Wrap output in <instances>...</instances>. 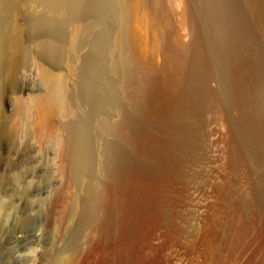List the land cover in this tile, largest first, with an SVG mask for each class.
I'll list each match as a JSON object with an SVG mask.
<instances>
[{
    "label": "bare ground",
    "instance_id": "obj_1",
    "mask_svg": "<svg viewBox=\"0 0 264 264\" xmlns=\"http://www.w3.org/2000/svg\"><path fill=\"white\" fill-rule=\"evenodd\" d=\"M240 1L0 0V84L6 64L14 57L12 46L21 39L27 47L31 43L39 45L47 55L54 49L55 53L59 51L68 40L65 38H69L65 34L78 29L82 36L74 44L65 45L63 51L69 47L79 54L88 43L91 48L84 55L81 52L82 57L78 55V72L73 74L77 87L68 93L70 98L65 94L68 82L64 90L59 89L62 84L49 91L53 102L63 109L59 112H72L74 116L73 120L68 114L73 121L67 118L70 123H60L62 132L68 131L61 136L67 137L63 138L65 143L60 142L66 145L65 152L61 148V157L70 165L71 169L66 170L71 171L66 173L72 180L66 179V174L63 177L69 185L70 181L71 185L75 183L73 178L81 180L76 181L81 183V197L76 195L80 197L82 206L77 208L81 211L69 233V245L65 234L70 253L65 255L64 264H227L228 257L235 255L250 219L254 218L243 206L245 202L252 206L256 193L246 162L249 154L245 153H252L255 141L259 149L264 148L263 51L258 49L261 46H255L259 38L251 32L252 26L244 14V8L248 15V7L252 6L250 12H254V7L261 4L256 0L255 5L242 8L245 1ZM34 5L50 13L65 14L66 19L61 20L63 15L60 19L31 16L28 10ZM263 6L256 7L255 12L261 15ZM261 16H252V24ZM65 21L71 28L64 26ZM117 25L120 37L114 40L120 43L117 44L122 55L118 63L123 66L119 67L123 69L119 85L131 90L127 99L123 96L130 94L119 88L120 95L117 82L108 78L109 68L105 69V57L112 50L109 43L114 41ZM185 25L189 31L187 43L182 36ZM251 33L255 34L256 43ZM256 48L261 52L260 59ZM67 99L71 100L70 107ZM6 124L0 120V135ZM262 152L259 151L257 161L264 159ZM67 203L64 204L68 206ZM242 209L247 213L246 219ZM50 229L54 232L53 227ZM61 244L64 245L62 241ZM55 249L51 254L59 251ZM34 258L38 261V256Z\"/></svg>",
    "mask_w": 264,
    "mask_h": 264
},
{
    "label": "rangeland",
    "instance_id": "obj_2",
    "mask_svg": "<svg viewBox=\"0 0 264 264\" xmlns=\"http://www.w3.org/2000/svg\"><path fill=\"white\" fill-rule=\"evenodd\" d=\"M242 1H245V2H242ZM242 1H240V2H242L241 5L243 4L242 8L251 6L252 3H254L253 5H255L257 3L256 0H250V1L249 0L248 1L242 0ZM257 1L260 2L261 6L256 5V7L262 8L263 5L261 2H263V4H264V0H261V1L257 0ZM245 4H246V6H245ZM40 7H42V6H39V8H38V6L34 5L32 7L33 10L30 7L28 10V14L29 15L32 14L31 16H34V17H35V15H37V18H38V16L39 17L42 16V18H44L46 15L47 19H49V18L56 19V17H58L57 19H60L61 15H63V17H61L62 18L61 20H63V18H64V20L66 19L65 14L59 13L60 14L59 15L58 13L55 14L52 11H51L52 13H50L49 10L47 12V9H45L44 7L43 8H40ZM256 7H254L255 8L253 10L254 12H250L253 9L252 6L248 7V8H250L249 9L250 11L248 10L249 11L248 15L246 13L247 9L244 8V12H245L244 14H246V19H248L250 21L249 24H250V26H252L250 29L251 32H255L256 37L259 38V39H256L255 34L251 33L254 35L253 36L254 42L256 39V42L258 40V43H259V45L257 43L255 46H261V47L263 46V48H264V42H263L264 41V22H262V21H264L263 20L264 18L262 17V16H264L263 15L264 10L261 12L258 11V12L262 13L261 14L262 16H261L258 13H256L257 12ZM260 10H262V9H260ZM250 13H252V16H254L255 18L258 16H261L260 19L259 18L256 19L257 20L256 23H255V21L253 22V24H255V26L252 24V21L255 20V18L253 17L254 19H251L252 16L250 17V15H251ZM254 14H257L258 16L254 15ZM34 17H32V18H34ZM249 17H250V19H249ZM65 23L67 24V21H65ZM256 24H257V27H256ZM68 25H69V28H71L70 24H67L64 26H66L68 28ZM66 27H64V28L66 29ZM253 27L257 28V30L255 29V31H252ZM118 28H119V26L117 25L116 30ZM186 29H187V26L182 33V36L184 34L183 42H185V43H187L188 39H189V38H187V37H189V35H186V33H189V31L188 30L186 31ZM67 30L68 29H66V32L70 31V29L68 31ZM77 30L78 29L75 30V33H77L76 32ZM61 32H62V29H61ZM64 32L65 31L63 29V34H65ZM78 32H80V31L78 30ZM68 33L65 34V37H66V35L69 37V38H67V37L65 38V40L68 39L66 41L67 44H66V42H64V45H62V48L60 49L61 51L59 50L60 52L56 51V53H55L56 49H54L53 51H51L53 54L51 52H50L51 54H49V52H48V54H47L48 56L44 54V52L41 50L39 45H36L35 43H31L27 47L25 45V43L22 42V39H21L20 42L18 41L19 47H18L17 43L14 44L15 46H17V48H15L14 45L12 46V47H14V49H12L14 51H11V54H12L11 56H14V57H12V59L10 57L12 63L8 61V63H10V64H8V65L6 64V67L4 68V70H5L4 76H3L4 80L2 79L3 83L0 84V89H2V90H0V120L3 123L5 122V124L7 122V124L5 125L7 128L6 129L4 128V130H3V127H2L3 131L0 135V158H1L0 163L2 160V163L0 164V175H1L0 178H2V176H4L1 179V181H3V179H4V181H6V182L4 184V181H3V182H1V184L2 183L3 184L2 185L0 184L1 185L0 186L1 187V189H0V216H1V214L3 216V217L2 216L0 217V219L2 220V221L0 220V227L2 228V229L0 228V234H1L0 235V264H25V262H26V264H30V262L31 263L33 262V264L34 263L39 264L40 261L42 262L43 259H44L43 260L44 264H47L48 262H50L48 264H52V263L53 264H62V262L64 264L66 261V256L69 255L68 253H70L69 252L70 248H68L69 247L68 245H69V241H70L69 239L71 238V234H69V233L70 232L72 233V230H73L72 228H74V225L77 222L76 218L79 217V214L81 211V209H79V208H81L80 206H82L81 203L79 202L80 197H81L80 196L81 190H79V188H80L79 186H81V183L76 182V181L81 182V180L73 178V182H74V180H76V181L74 184L72 183V185H74V186H72L71 185L72 181H70L72 179L67 176V173L71 170L68 171L66 169L67 168L69 169L70 165L63 157H61V156H63L62 152H65V149H66V147H65L66 145H64L63 143L66 142L65 139L67 137L63 136V138L65 137V139H63V138H61V136H62V134L66 135L68 133V131H67V133L62 132L63 127H62V125L60 126V123L61 124H62V122L70 123L71 121L74 120L73 119L74 116L72 115L73 114L72 112H71L72 113L71 114L68 111H67V115H66V113H63L64 115L61 114L63 109L60 110L61 107L58 106V104L56 105L53 102V100L51 99V97L49 95V91H50V89L58 88V85L61 86L62 84H63V87L61 86L62 88L60 87L59 89L64 90L63 88H65L64 86L68 82L69 86H67L68 84L66 85V89L67 88L68 89L67 90L65 89V91H66L65 94L67 93L66 95H68V97L71 96L69 94H72L74 89H76V87H77V83L75 84L77 77H75V76H76V73L78 72V70H77L78 68H77V66L75 67V65L79 62L78 59L81 60V58H79V56L82 57L83 52H85V53H83V55L89 52V51L87 52V48L89 50L90 45H89V43L86 44V46H84V48L80 49L79 54L76 53L77 55L75 54V52H73V50H70L69 47H68L69 50H66V49H68L66 47L65 51H63L64 50L63 48L65 45L70 46L71 44H74L75 41L78 40V37L82 36L81 32L79 34L77 33L76 35L74 32L72 34H70V32H68ZM118 33L119 32L117 30V34L114 36L115 38H113V40L116 39L117 37H120V36H117V35H120ZM21 35H22V33L20 34V36ZM259 40L260 41L263 40L262 43L259 42ZM115 41L116 40H114L113 42L111 41L112 42L111 44L109 43V46L111 45L110 47L112 48L113 51L110 49L109 51H107L108 55H107V53H105V55L108 56V57H105L106 58L105 69L107 71V67L109 68L107 71L108 78H110L109 80H113L115 83L117 82L116 85L113 84V88L115 89V92H116L117 89L119 90V88L120 89L122 88L121 87L122 85L120 86L119 84H122L121 83L122 81L120 82V80H121L120 78H122L121 75H122L123 69L120 70V68H119L121 66V64H119V63H121V57L120 56L122 55V52L119 50L120 45L118 46V44H120V43H119V41H117L115 43ZM115 44H117V45H115ZM261 47L258 49H260L261 52L263 51L262 56H261L260 50L258 51V49L256 48V50H257L256 52L258 53L259 59H260V56L264 58V49H262ZM108 49H109V47H108ZM15 51H18V52H15ZM110 51H112L111 54L113 53V55L110 54ZM259 52H260V56H259ZM24 53H26L28 56ZM8 55H7V58H9V56H10V55L9 56ZM75 55L76 56L79 55V56L76 57V60L73 63V59H74ZM25 56L28 57L27 62L25 60L27 57H25ZM112 57H114V58H112ZM115 57H118V58H115ZM18 58H20V59H18ZM107 59L109 60V62ZM112 59L114 60V62H111V61H113ZM159 59L160 58H158V61H160ZM12 60H14L15 62ZM18 60H19V63H18ZM261 60H263L262 63L264 64V59L261 58ZM15 64H17L16 67H15ZM9 67H11V68H9ZM66 67L68 69H66ZM115 67H116V69H115ZM122 67L123 66H121V68ZM11 69H13V71H11ZM263 69H264V65H263ZM65 70L67 72H65ZM72 72H74V73H72ZM73 74H75V76ZM111 74L112 75L115 74V75L112 76ZM61 77H62V80L60 81ZM57 79H59L61 84ZM52 81H53V84H52ZM114 82H112V83H114ZM114 85H115V87L118 86L117 89L114 87ZM72 86H74V88ZM123 89L124 88L121 89L122 92H124L126 90V89H124V90ZM126 92L130 95L125 94L124 96L123 95L122 96H123V98L125 97L127 99L129 96L132 95V92H131V90L130 91L126 90ZM62 93H63V91H62ZM121 94L122 93L120 91V95ZM68 101H69V103L71 102V100L67 99V103H68ZM43 102L45 103V106H43L44 105ZM69 103H68V107H70ZM41 104H43V105H41ZM19 108H21V109L19 110ZM40 108H42L43 110H41ZM117 110H119V109H117ZM20 111H21V113H20ZM64 111H65V109H64ZM1 113H2V115H1ZM68 114L71 116V118L73 120L70 118V116ZM3 115H4V117H3ZM61 116L62 117L65 116V117L62 118ZM2 118L3 119L5 118L6 120L2 121L3 120ZM67 118L68 119L70 118L71 121L70 120L68 121ZM59 120H61V121H59ZM61 127H62V129H61ZM66 130L64 129V131H66ZM62 139H63V141H62ZM60 142H63V143H60ZM60 144L64 145V147ZM61 148H63V150ZM58 149H60V151ZM61 150H62V152H61ZM251 150H252V153H249V151L246 150V152H248V153H245V154L246 155L249 154V156H250V158H249V156H247L246 162L248 161L247 163H249V165H250L249 166L251 169V174H250L251 178L250 179L253 181V183L251 181V186L253 187V189L255 188L254 193L255 192L256 193L253 195L254 196V199H253L254 203L251 202L253 205L249 207V203L246 205V202H245L243 204V206H245L246 208H244L243 206H242V208L249 209L248 210L249 212H247V210H245V212H247L249 216L251 215L250 216L251 218L252 217H254V218H252V220L250 219L249 226L251 228L249 227V229L246 231V233H244L242 235V238L240 240L241 242L239 243V247L235 251V255L232 257H228L227 264H264V234H263L264 233V159L257 161V156H258V153L260 150H261V152L263 151L262 154L264 155V148L259 149V144L257 141H255L251 146ZM246 155H245V157H246ZM64 160H65V162H64ZM65 165H67V166H65ZM61 167H62V170L65 171V173H64V171L62 172ZM66 171H68V172L66 173ZM64 175H65L66 179L67 178L70 179L69 180L70 185H69V182H67V180L64 179V177H63ZM68 175H69V173H68ZM70 177H72V176H70ZM11 180H12V182H11ZM64 180L68 183V185L65 184L66 182ZM260 180H262V181H260ZM254 183H257V185L255 184V187H254ZM63 184H65V185H63ZM259 184L261 185V187ZM64 186L66 188L68 187L69 192L67 191L68 189H66ZM69 186H72V187H69ZM14 190H15V192H13ZM61 190H62L63 194L61 193ZM77 190H79V192ZM55 191L60 196V197L58 196V199H57V196L55 199V194H56ZM53 193H55V194H53ZM68 193H69V195H68ZM17 194H19V195H17ZM23 194H25V195H23ZM78 194L80 196V197L78 196L79 199L76 196ZM11 195H13L14 197H12ZM53 195H54V197H53ZM66 195H68V199L70 200V201L68 200L69 202L67 201V198H65V197H67ZM51 196H52V199H51ZM61 197H63V198H61ZM64 198L66 201H63ZM42 199H44V200H42ZM10 200H11V202H10ZM46 200L48 202H46ZM59 200H60V202L58 203ZM43 201H45L46 203ZM61 201H63L64 203L68 202L69 203L68 206H70V207H68L67 205H65ZM43 203H45L46 205H42ZM77 203H79V204L76 205ZM2 204H4V205L2 206ZM40 204H41L42 208H41ZM62 205H64L65 208H62L63 207ZM9 206L10 207L12 206L13 209L9 208ZM43 206L44 207L46 206L45 211H44ZM1 207H3L4 209L5 208L6 209L8 208V209L4 210ZM77 207H79V208H77ZM50 208H52V210ZM55 208H57V209H55ZM70 208H72V210H73V208H74V210L76 209L75 213L73 212L74 210L72 211ZM244 209H242V213H243L242 215H243V218L246 219L244 217V215H246L247 213L244 214ZM3 210L5 212L7 211V213H5ZM57 210L58 211L60 210V211L58 212ZM61 211H63V212H61ZM51 212H53V213H51ZM66 212H68V214H66ZM15 213L16 214L19 213L18 216ZM57 213H58L60 218L61 217L63 218L64 216L66 217V218L65 217L63 218V222H62V219L60 221V218L57 217L58 215L56 216ZM7 216L10 217L11 220ZM55 216L57 218H55ZM74 216H76V217H74ZM50 217L52 219H50ZM46 219H48L49 221ZM57 219H59V220L57 221ZM66 219L68 220V221H66L68 224L66 222L64 223V221ZM17 221H19V222H17ZM59 221H60L61 227H59L60 226V224L58 223ZM15 222H17V223H15ZM46 222H47V224H43ZM49 222L51 223V225ZM41 223H42V225H41ZM48 223H49V225H48ZM18 224H19V226H18ZM58 224H59V226H58ZM15 225L17 226V228L15 227ZM55 225H57L59 228H62V231H61V229L59 230V228ZM67 225H69V226H67ZM43 226H45V228H43ZM64 226H67L68 228H70L71 231L68 230V228L64 227ZM51 227L54 228V232L52 231L53 229H50ZM3 228H5V229H3ZM46 228H49V230H47ZM57 228H58V230H56ZM43 229H45V230H43ZM63 229H64V231H63ZM3 230H5L4 233H3ZM50 233H52V235ZM53 233L54 234L57 233V234L54 235ZM48 234H49V238L47 237ZM65 234H68V235H66V238H67L66 240H65ZM62 235H63V238L61 237ZM69 235H70V238H69ZM55 236H57L56 239H55ZM58 239H60L58 241L59 244L57 242ZM55 240H56L57 244L55 243ZM64 240L65 241L68 240L67 241L68 245L66 242H64ZM61 241L63 242L64 245L61 244ZM50 245L51 246L53 245V247L55 246L53 249H55L59 245L58 246L59 248L57 247L55 249V250H59V251H57V253L59 252V256L57 255V253L51 254L53 249L50 248L51 247ZM61 245H62V247H61ZM48 246H50V247H48ZM41 247H42V249H41ZM46 247H48V248H46ZM60 249H62V250H60ZM252 249L255 251H253ZM63 250L68 251V252H65V251L63 252ZM47 251H49V253ZM40 252H42V253H40ZM46 252L48 253L49 257H50V255L52 258H56V256H58V258H57L58 261H57V259L51 260V257L49 259L48 256L45 255ZM53 252H55V251L53 250ZM42 254L45 257H43ZM35 255L38 256V261H37V258L35 260V258H34ZM30 257H32L33 258L32 260H35V261H32ZM40 258H42V259H40ZM45 258H46V260L48 258L47 262L45 261ZM29 259H30V261H29ZM61 259H63L64 261L63 260L61 261ZM27 260H28V263H27ZM50 260L52 261V263ZM36 261H37V263H36Z\"/></svg>",
    "mask_w": 264,
    "mask_h": 264
}]
</instances>
